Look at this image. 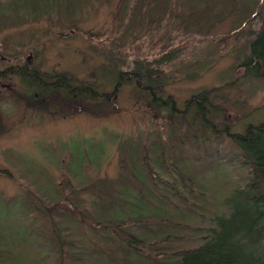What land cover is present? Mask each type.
<instances>
[{
    "label": "rangeland",
    "instance_id": "374dc122",
    "mask_svg": "<svg viewBox=\"0 0 264 264\" xmlns=\"http://www.w3.org/2000/svg\"><path fill=\"white\" fill-rule=\"evenodd\" d=\"M253 4L0 0V70L28 65L47 78L64 75L77 84H95L114 104L106 117L76 114L58 102L37 111L19 98L29 95L19 77L0 79V169L9 172L0 174V264H173L168 254L201 245L212 219L230 216L223 200L244 176V168L233 165L239 151L230 135H243L264 122V69L261 77L251 78L239 67L249 32L262 26L264 4L249 28L229 37L252 15ZM135 62H147L164 79L163 108L154 111L148 95L126 75L112 98L117 71L127 74ZM200 92L208 93L209 127L192 116L194 108L185 121L170 115L172 104L183 111ZM139 145L149 162L170 151L196 206L177 202L151 213L149 202L146 207L133 204L134 193L148 191L138 179ZM72 205L87 217L136 223L121 232L123 238L127 232L145 233L159 245L149 250L147 263L133 258L121 244L80 221ZM118 213L123 218L114 220L111 215ZM139 220L147 221L145 228Z\"/></svg>",
    "mask_w": 264,
    "mask_h": 264
},
{
    "label": "trees",
    "instance_id": "16d2710c",
    "mask_svg": "<svg viewBox=\"0 0 264 264\" xmlns=\"http://www.w3.org/2000/svg\"><path fill=\"white\" fill-rule=\"evenodd\" d=\"M262 4H264V0H254L252 15L241 20L229 37L237 38L247 27L249 28L252 22L258 18L256 16ZM249 37L251 38L244 54L246 57L239 67L244 70L246 77L259 78L261 77L260 71L264 69V19H262L261 28L256 32L250 31ZM146 63L135 62V67L127 74L117 71L118 79L111 96H113L112 98L115 97V92L126 75L134 83L135 89L148 95L149 105L154 111H157L167 104L159 96L164 87V79L159 78L157 73L151 70L149 64ZM112 65L116 68L115 63ZM9 76L19 77L21 82L26 85L29 95L19 98L23 99L25 106L37 111L46 110L49 102L65 103L67 106L69 105L71 112L77 114L78 110L96 117H106L111 109L114 110L110 95H100L95 84H77L73 79H67L64 75L57 78H47L36 69L29 68L28 65L10 66L0 70V79H6ZM207 94V92H200L198 95L192 96L185 102V110L183 111L177 110L172 104L170 115L185 121L186 113L194 108L195 115L192 116L198 117L202 126L209 127L206 119V108L209 109L206 106L208 103ZM2 131L3 128L0 126V134ZM230 138L239 151V156L233 160V165L240 167V170L244 168V176L240 175L243 178L242 182L240 180L239 185L233 187L232 194L230 193L231 196L227 200H225L226 197L224 200L221 199L230 205L231 214L227 218L216 216L212 219L214 226L208 228V236H203L206 240L201 245L168 254L167 257L173 261V264H264V122L256 127L249 126L243 135H230ZM119 153L122 156V149H119ZM122 157L119 161L121 167H123L124 162ZM135 160L141 171L138 179L141 180L150 195L147 194L148 191H142L143 195L134 193L136 202L133 201V204L146 207L144 202H149L146 208L151 213L162 212L166 204H177V202L184 204V206L189 203L196 206L190 201V194L182 174L176 170L170 161V151L167 150L163 157H156L154 161L149 162L145 147L139 145ZM162 164L166 165L165 169ZM0 174L8 176L9 172L0 169ZM121 174L131 182L128 173L122 170ZM72 206L74 209L72 211L75 212L74 214L80 221H86L85 225L93 226V229L100 231L102 235L121 244L132 254L133 258L142 257L141 260H145L144 263H147L150 257L149 250L159 245V243H153L150 235L145 233L138 236L127 232L123 238L121 232L123 230L129 231L128 226L136 223L130 221L113 222L109 219L105 220L106 218H99L97 214L87 217L80 211L79 207ZM192 206L189 207L192 211L204 213L198 209L195 210ZM126 208H130V206ZM144 211L146 210H142L144 214L147 213ZM123 215L118 213L111 216H114L113 219L116 220L123 218L121 217ZM136 215L137 212L133 211L131 216L135 217ZM146 222L138 221L139 225L144 228ZM154 225L157 224L151 223L152 227ZM168 239L169 237H166L161 240L167 241ZM143 253H147V255L144 256ZM244 254L247 257L243 256ZM154 255L156 256V254Z\"/></svg>",
    "mask_w": 264,
    "mask_h": 264
}]
</instances>
